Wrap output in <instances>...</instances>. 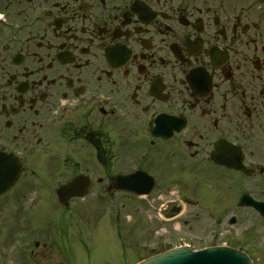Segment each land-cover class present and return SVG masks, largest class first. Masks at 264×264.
<instances>
[{"label":"flooded vegetation","instance_id":"flooded-vegetation-1","mask_svg":"<svg viewBox=\"0 0 264 264\" xmlns=\"http://www.w3.org/2000/svg\"><path fill=\"white\" fill-rule=\"evenodd\" d=\"M0 166L17 175L0 238L21 255L54 242L24 229L51 210L61 241L90 211L120 226L124 201L167 240L184 214L211 231L260 215L264 0H0Z\"/></svg>","mask_w":264,"mask_h":264},{"label":"rangeland","instance_id":"rangeland-1","mask_svg":"<svg viewBox=\"0 0 264 264\" xmlns=\"http://www.w3.org/2000/svg\"><path fill=\"white\" fill-rule=\"evenodd\" d=\"M124 202L125 206L122 205L124 210L122 209L121 215L123 222L120 226L116 224L114 226L113 222H116V219L113 220L110 211L105 208L99 214L96 211H90L86 217H80L81 221H74L72 229L66 219H61L59 221L61 224H68L69 229L73 230L70 233L71 241H61L51 224L61 216V211L51 210L46 212L45 217L40 215L34 224L24 227L25 232L39 231L42 238H50L54 242H48L47 245L38 248L34 256L23 253L20 259H26L28 264H135L139 259L150 257L152 256L151 252L164 247L163 242L167 233L176 234L174 232L176 229L171 225H169L168 231L164 227H160V216L154 209L149 208L148 202ZM129 216H134L133 220ZM202 217L204 215L184 214L180 225H175L177 228L183 229L182 233L186 235H196V246L208 242L212 232L210 220L206 217L204 220L199 219ZM186 219L188 222L183 221ZM242 219L241 223L235 225L225 222L220 228L237 244L241 242L242 237L238 231L253 227L252 229L258 236V244L256 243L254 246L248 244L250 250L255 252L253 264H264V219L260 215L249 213H244ZM198 220H201L202 223H199ZM152 223L163 234L162 244L159 242V237H156L158 232L155 231V226ZM77 230L79 233H75ZM225 238L227 239L226 234L221 236V240ZM243 245L247 244L243 243ZM259 246L261 250L258 249ZM20 256L21 254L15 249L14 242L4 240L2 236L0 238V264H17L15 259H19Z\"/></svg>","mask_w":264,"mask_h":264},{"label":"water","instance_id":"water-1","mask_svg":"<svg viewBox=\"0 0 264 264\" xmlns=\"http://www.w3.org/2000/svg\"><path fill=\"white\" fill-rule=\"evenodd\" d=\"M2 177V169H0V181ZM4 186L2 184L0 191L5 188ZM65 193V190H60L61 196ZM260 206L264 213V204ZM136 264H251V259L247 253L228 246L211 247L200 251L180 247L156 254Z\"/></svg>","mask_w":264,"mask_h":264}]
</instances>
